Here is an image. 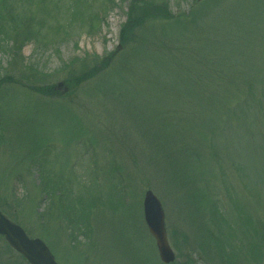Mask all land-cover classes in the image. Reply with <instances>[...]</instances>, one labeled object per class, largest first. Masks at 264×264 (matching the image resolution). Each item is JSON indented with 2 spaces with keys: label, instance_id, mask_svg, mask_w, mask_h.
Instances as JSON below:
<instances>
[{
  "label": "rangeland",
  "instance_id": "rangeland-1",
  "mask_svg": "<svg viewBox=\"0 0 264 264\" xmlns=\"http://www.w3.org/2000/svg\"><path fill=\"white\" fill-rule=\"evenodd\" d=\"M40 1L21 53L33 68L0 52V210L72 264H163L143 220L150 189L172 264H264V0H153L174 18L142 21L128 44L134 0H79L83 18L77 0ZM166 159L187 183L159 174Z\"/></svg>",
  "mask_w": 264,
  "mask_h": 264
},
{
  "label": "trees",
  "instance_id": "trees-1",
  "mask_svg": "<svg viewBox=\"0 0 264 264\" xmlns=\"http://www.w3.org/2000/svg\"><path fill=\"white\" fill-rule=\"evenodd\" d=\"M72 2V6H74V13L76 16H79L81 18L84 17V14L80 12V6L79 3ZM112 2V0H110ZM32 4H36V9L33 11L30 9V6ZM40 4H43L40 0H1L0 3V52H3L8 58L10 63L13 61H16L20 59L21 63L26 67V69L33 68L34 64H25L21 58L22 55V49L26 44L29 42L35 41L37 39L38 30L36 29V26L43 24V18L39 14H37L38 11H41ZM71 4V3H70ZM56 7H58L57 3H55ZM76 5L79 6V8H75ZM43 9V8H42ZM2 13V14H1ZM161 18V19H169L170 13L167 11L165 4H157L153 0H134L130 6L129 15L127 18V21L124 23V25L121 27L119 38L120 42H123L125 44L129 43L130 34L135 32V30L141 26V22L143 21V24L145 23V20L147 21L149 18ZM83 23V22H82ZM140 24V25H139ZM160 48H169L167 42H162ZM113 54H110L104 58H101L100 61L101 65L107 66L108 65V59H111ZM168 57L169 55L166 54ZM207 61V60H206ZM208 62V61H207ZM200 65H205V61H200ZM105 67H102V69ZM90 70L87 72H84L82 74L76 75L75 72H72L71 75L75 76L72 78V81L70 79V83H74V86L79 85L82 82H85L92 77H94L99 70H97V67H90ZM16 70V69H15ZM97 70V71H96ZM202 74L198 73L193 76L192 79H195L197 82L199 80L198 77H200ZM92 76V77H91ZM13 78V77H8ZM200 81V80H199ZM203 80H201L202 82ZM19 82L18 80L15 81L17 84ZM22 85L26 88L35 89L36 92L42 94V95H49L51 92L49 88H40L39 86L36 87L34 85H31V81L27 78H21ZM29 84V85H27ZM2 122V119H1ZM0 122V131H2V125ZM2 134V133H1ZM36 142H38L35 139ZM180 148V147H179ZM185 148V149H184ZM182 149V153H187L186 150L187 147H184ZM32 153V151H31ZM169 162L166 165H161L159 163L158 166H155L156 169H159V174L165 175V179L173 180L171 182L174 183H187L188 176L184 173V171L181 172L180 166L175 163L171 162L169 159H166ZM39 169V174L41 175V183L42 186L40 187V191L42 194L48 195V183L46 182L47 177V171L46 166H42L41 163L36 164ZM178 178V179H177ZM48 192V193H47ZM198 196L200 195L198 193H193L191 195V199L196 202L197 204H201L198 200ZM29 196L25 197V201L31 202L32 199ZM87 231V230H85ZM84 231V232H85ZM86 235V234H85ZM87 236V235H86Z\"/></svg>",
  "mask_w": 264,
  "mask_h": 264
},
{
  "label": "water",
  "instance_id": "water-1",
  "mask_svg": "<svg viewBox=\"0 0 264 264\" xmlns=\"http://www.w3.org/2000/svg\"><path fill=\"white\" fill-rule=\"evenodd\" d=\"M143 214L149 232L154 236L156 247L161 260L169 263L174 260V254L171 251L165 233L164 214L159 199L151 190H147L143 197ZM0 233L5 234L10 243L32 263L40 264V257H47L51 264H55L48 250L39 240H28L20 227L8 221L0 214ZM30 245L36 246L38 254L35 256Z\"/></svg>",
  "mask_w": 264,
  "mask_h": 264
},
{
  "label": "flooded vegetation",
  "instance_id": "flooded-vegetation-1",
  "mask_svg": "<svg viewBox=\"0 0 264 264\" xmlns=\"http://www.w3.org/2000/svg\"><path fill=\"white\" fill-rule=\"evenodd\" d=\"M3 213V212H2ZM4 214V213H3ZM6 216V215H5ZM8 217V216H6ZM9 218V217H8ZM10 219V218H9ZM83 231L82 230H76V233L78 234V238H83L82 241H84L85 243H88L89 241L87 239H85V236L84 234L82 233ZM24 234L28 237V238H38L37 236H31L29 235L26 230L24 232ZM41 238V237H40ZM43 242V244L46 246V248L49 250V252L51 253V255L53 256V259L54 261L57 263V264H72L70 263L69 261H67V259H71L69 257L65 258L66 261H64V259H59L55 252L52 250V248L49 246L48 242L44 239L41 238V240ZM81 241V242H82ZM78 242V241H76ZM83 243V242H82ZM67 245V244H66ZM69 246V245H68ZM89 246V245H87ZM30 250L31 252L36 256L38 254V249L36 246H33V245H30ZM66 247V250H67V246ZM69 248L71 250H75V249H78V251L80 253H83L82 250H80L81 248L84 249L83 251L88 254L89 251L86 249V246L85 245H82V244H77V245H73L72 247L69 246ZM65 250V251H66ZM39 262L40 264H51L50 261H48V258L47 257H40L39 258ZM0 264H34L30 261L27 260L26 257H24L18 250H16L15 248H13L5 239V237L0 234Z\"/></svg>",
  "mask_w": 264,
  "mask_h": 264
}]
</instances>
